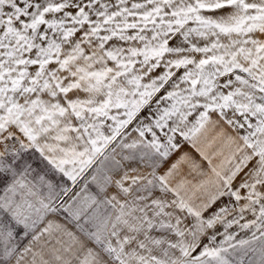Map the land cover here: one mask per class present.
Masks as SVG:
<instances>
[{
  "label": "snow or ice",
  "instance_id": "6c2138e0",
  "mask_svg": "<svg viewBox=\"0 0 264 264\" xmlns=\"http://www.w3.org/2000/svg\"><path fill=\"white\" fill-rule=\"evenodd\" d=\"M0 264H264V0H0Z\"/></svg>",
  "mask_w": 264,
  "mask_h": 264
},
{
  "label": "crops",
  "instance_id": "0c3cea01",
  "mask_svg": "<svg viewBox=\"0 0 264 264\" xmlns=\"http://www.w3.org/2000/svg\"><path fill=\"white\" fill-rule=\"evenodd\" d=\"M212 133H209V138H211ZM183 151H187L189 152L191 155L195 156L197 159H199L198 155L195 153V151L190 147L185 145L183 148ZM177 156L179 155V153L176 154ZM173 159H175V157H173Z\"/></svg>",
  "mask_w": 264,
  "mask_h": 264
}]
</instances>
